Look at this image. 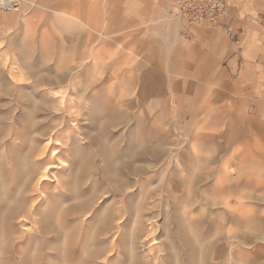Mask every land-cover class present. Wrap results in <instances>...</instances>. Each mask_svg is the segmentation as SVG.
<instances>
[{
	"label": "rangeland",
	"instance_id": "obj_1",
	"mask_svg": "<svg viewBox=\"0 0 264 264\" xmlns=\"http://www.w3.org/2000/svg\"><path fill=\"white\" fill-rule=\"evenodd\" d=\"M173 2L0 0L1 122H5L7 114L26 111L20 97L29 94L35 74L63 71L73 65L75 51L84 50L87 54L93 45L102 56L118 53L110 55L103 70L95 69L96 73L101 71L95 79L101 82L98 93L116 102L118 84L123 81L129 86L125 97L135 101L145 98L140 107L135 101L129 106L115 105L123 115L119 124L94 130L89 108L82 109L75 94L63 92L61 86L54 88L57 98L53 102L60 108L55 113L69 128L70 149L58 158L55 152H60L61 146L57 140L47 142L45 138L38 147L48 143L42 163V167H47L46 179L34 185L40 171L39 177L29 184L36 186L37 191L21 194L22 201L16 206L6 204L8 199L0 192V214L5 210V218L0 219V264L119 262L121 256L106 251L110 238L119 242L122 228L112 236L109 233L106 240L100 234L91 237L94 220L115 205L110 192L95 193L92 210L77 220L75 210L83 198L69 199L64 188H54L70 172V168H63L70 164L72 167L73 160L79 157L94 166L82 189H88L93 180H103V144L113 147L115 160L129 159L134 168H143V172L153 176L151 187L158 180L151 167L159 161L164 165L163 182L171 177L179 184L177 195L186 192L182 183L188 180L190 197L196 201L189 219L192 244L181 242L179 205L163 204L162 209H153L162 210L151 220L154 227H163L166 220V227L156 232V240L168 237L165 248L170 242L176 247L178 260L174 263L170 257L171 261L164 264H264V39L257 34L264 25L253 23L255 35L232 45L219 27L205 22L188 26L177 15L172 16ZM238 3L243 4L246 13L264 21V0H229L224 18L230 6ZM58 5L62 8L53 10ZM75 11L82 18V26L69 21ZM120 50L129 57L124 59ZM82 61L79 68H84V72L79 81L76 79L78 83L87 82L94 72L88 57ZM127 66L111 87L107 85L109 74L119 73ZM11 82L19 85L12 86ZM45 100L50 102L53 98L47 95ZM38 105L41 109L36 110V118L40 119L45 105ZM102 111L95 110L94 114L99 113L101 118ZM25 117L26 112L20 122ZM76 145L84 156L74 151ZM176 160L183 165V175L173 167ZM10 164L3 162L0 178V189L9 194L15 190ZM125 177L135 183L124 197L126 208L132 213V202L139 192L137 184L145 173L138 179L125 172ZM202 194L208 202L199 211V203L204 202L199 198ZM143 212L148 214L150 210ZM147 227L146 221L144 230ZM74 228L77 232L81 229V233L74 234ZM94 243L105 248L99 257L91 258L88 253L93 251ZM150 243L143 238L137 244V253L141 255L152 248Z\"/></svg>",
	"mask_w": 264,
	"mask_h": 264
},
{
	"label": "bare ground",
	"instance_id": "obj_2",
	"mask_svg": "<svg viewBox=\"0 0 264 264\" xmlns=\"http://www.w3.org/2000/svg\"><path fill=\"white\" fill-rule=\"evenodd\" d=\"M68 5H70V3H68ZM60 7L62 8L61 5H58L56 9L53 10L60 9ZM69 16L72 19H69L71 24L82 26V18L78 11L71 12ZM76 38L78 39V37ZM93 41H97V39H94ZM140 42H142V39H140ZM99 51L100 50L97 49L96 45L88 48L87 54L84 52V50L80 53H76L75 51L71 59L73 65L68 66V68L65 70L53 75L49 74L48 72H46V74H43L42 72L35 74V78L32 81V87L28 92L29 94H25L20 97L22 101L20 102L26 106V111L23 110L24 112H22V114H18L16 111H14L11 113V115L7 114L5 116V122L0 121V178L2 175L3 162L9 161L13 170L12 178L15 185V190L11 194L0 189V192L4 193L6 199L9 201H7L6 204L10 206L11 204L14 206L19 205L22 201L20 200L21 194H27L29 191L31 192L35 190L39 182L42 181L41 183H43V181L46 179L47 167H42V163L45 161L43 154L45 153L48 143L39 148L38 144L42 142V140L45 138L48 139L47 142L50 140H57L56 144L61 146L60 152H55L58 158H60L61 154L67 153L70 149L69 142L72 137L69 131H67L69 128L67 126L65 128L64 121L59 119V114L55 113V111H59L60 108L58 103L53 102L57 98V91L54 88L61 86V88L64 90L63 92L75 94L76 98L78 99L77 104L80 105L82 109L89 108L88 111L91 112L90 116L92 117V122L95 124L94 130L99 129L100 127L109 126L110 124L113 125V127L119 124L123 118V115L116 110L115 105L128 103L129 106L135 101L129 97H125L129 86H127L128 84L123 81H120L118 84L119 95L116 97L117 100L115 99L116 102H112L111 97L108 98L106 95L103 96L98 93V90H101L99 86L101 82H97L95 79L96 77H99L97 74H99L101 71L96 73L95 69L103 70L109 64L107 60L111 59L110 55L118 54L117 52H109L102 56L100 55ZM119 52H121V55L123 54L124 59L129 57L127 52L123 53L122 50ZM87 57L90 60L91 68L94 70V72L92 71L93 73L87 82L83 83V81H81L78 83L80 80L79 78L84 72V68L79 67L83 62L82 60ZM125 69L127 70L128 66L126 68L119 69V73L112 72L109 74L106 79L107 85H110L111 87L114 83V80L118 78L117 76L121 72H124ZM28 73L33 75L30 70H28ZM70 74L71 76L69 77V81L64 86L63 83L67 81ZM29 76L30 75H28L27 78H29ZM27 78L25 76V79ZM11 85L16 86L19 84L11 82ZM133 89L134 87L130 88L131 91ZM47 95L51 96L53 100L46 102L45 96ZM135 102L137 103V106L140 107L141 103L145 102V98L141 101ZM38 104L45 105V108H43V113L41 114L42 117L40 119L36 118L39 113L36 110L41 109V106ZM48 105H50V107H47ZM100 109L103 110L101 112V118L100 115H98L99 113L94 114L95 110L99 111ZM11 110L12 109H10V111ZM25 112V120L24 122H20V119ZM97 116L98 119L96 118ZM58 126L60 127L58 128ZM98 139L99 136L97 137V140ZM62 145H65V147H62ZM100 149L102 153L101 156L103 158L101 161L104 162L102 165V171L100 172L101 176L104 178L103 180H93L91 183L89 182L88 185L90 187L88 186V189H82L83 184L86 183L89 178H91V169L93 164L84 158L79 157L73 160L72 167H70V164L67 168H63H70V172L66 175L65 180H62L63 182L58 181V184H56L54 188H58L59 186L64 188L65 191H67L66 194H68L69 199L80 198V196L83 198V200L78 204V207H76L75 212L77 213H75V218L85 213L87 214L89 210H92L91 206L96 202L95 193L102 194L110 192L109 197L115 202V205L108 208L105 213L101 214L94 220L91 225V229H93L91 237L93 235V237L96 238V236L100 234L104 236L103 240H106L110 238V235H108L109 233L112 236L119 228H122L123 235L119 242L116 243L110 238V246L106 251H114L117 254V257L121 256V258H119V262L116 264H164L171 261V258L175 263L178 258L174 244L168 239L170 244L167 245L166 249L165 241L168 238L167 236H165L167 238H164L162 241L158 242L156 240V232L159 233L161 228L166 227V220L164 219L162 222L163 227H160L159 225L154 227L151 224V220L160 215L163 204H172L173 206L179 205L181 217L179 220V230L182 234L181 242L184 245H190V243H193L194 240L189 236L192 232V225L190 224L189 219H191L190 214L194 210L193 205L196 201H193L190 197L188 180L185 179V181L182 183V187H185L186 192H182L180 195H177L175 191L178 189L179 184H177L175 180L171 179V177H169L168 182H163L165 176L164 165L161 163V161H159L154 163L151 167L153 169L154 175H156L158 178L156 184L151 187L153 176L143 172V168H134V166H132V162H130L129 159L115 160L113 157L114 150L112 146L109 147L103 144L100 146ZM74 151L77 154L80 153L84 156L83 150L81 147H79V145L75 146ZM173 167H175L179 175H183L184 169L180 161L176 160L175 166ZM40 171V178L36 179L34 183L36 186L34 188L29 187V184L35 178L39 177L37 173H40ZM125 172L132 174L135 177L137 176L138 179L141 178V174L143 175L145 173V177L138 181L137 184V189L139 192L136 194V201L132 202L134 206L132 213L126 208L124 197L127 191L130 190L135 185V183H133L130 178L125 177ZM28 187L31 190H28ZM151 198L153 199L150 200ZM199 198L204 200V202L201 203H199L197 200L199 203L198 210L200 211L204 210V204L205 202H208V200L207 196L203 194ZM24 199L26 198L24 197ZM156 199L157 202L155 203ZM63 200L64 199H62V201ZM145 203L149 204L144 206ZM159 206H161V209L157 211L153 210ZM30 207L31 205H29V208ZM143 210H150V212L145 214ZM126 212L129 213L126 214ZM47 213L48 212H46V214ZM0 217L1 220L5 218V210H3L2 214H0ZM59 218H61L60 214L57 216V219ZM121 219H123L122 222H120ZM77 220L79 219L77 218ZM146 221L148 222V227L147 230H144L143 223ZM79 222L82 224L83 220ZM74 231L76 233L80 231L81 233V229L77 232L76 228H74L73 233ZM143 238H145L147 241H151L150 245H152V248H148L145 253L139 255L136 248L137 244L140 243ZM94 244L92 245L93 251L88 253L91 258L99 257L102 253H104L102 251H104L105 247H100L96 243ZM169 253H171L173 256L169 255Z\"/></svg>",
	"mask_w": 264,
	"mask_h": 264
},
{
	"label": "built area",
	"instance_id": "obj_3",
	"mask_svg": "<svg viewBox=\"0 0 264 264\" xmlns=\"http://www.w3.org/2000/svg\"><path fill=\"white\" fill-rule=\"evenodd\" d=\"M228 6L229 0H175L170 11L188 26L205 22L221 28L229 37L231 30L223 21Z\"/></svg>",
	"mask_w": 264,
	"mask_h": 264
},
{
	"label": "crops",
	"instance_id": "obj_4",
	"mask_svg": "<svg viewBox=\"0 0 264 264\" xmlns=\"http://www.w3.org/2000/svg\"><path fill=\"white\" fill-rule=\"evenodd\" d=\"M223 21L231 30L229 42L232 45H237L241 41L244 42L255 35L253 33V29H251V25L253 23L257 24L258 22L259 24H257V26L264 25V21L260 20V17H253L249 15V13H246V9L242 3H238L237 5L233 4L232 6H230L228 15L224 18ZM257 32L259 38H261V40L263 41L264 29L257 30Z\"/></svg>",
	"mask_w": 264,
	"mask_h": 264
}]
</instances>
